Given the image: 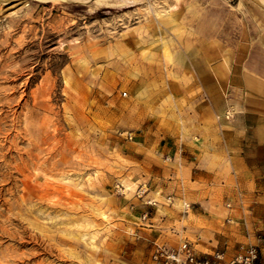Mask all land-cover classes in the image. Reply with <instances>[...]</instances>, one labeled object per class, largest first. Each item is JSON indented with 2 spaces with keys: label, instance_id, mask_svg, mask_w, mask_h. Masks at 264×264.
<instances>
[{
  "label": "rangeland",
  "instance_id": "374dc122",
  "mask_svg": "<svg viewBox=\"0 0 264 264\" xmlns=\"http://www.w3.org/2000/svg\"><path fill=\"white\" fill-rule=\"evenodd\" d=\"M206 63L223 100L208 98ZM249 76L264 79L255 0L0 2V264H120L140 208L163 201L126 143L142 130L201 136L205 106L218 109L210 124H229Z\"/></svg>",
  "mask_w": 264,
  "mask_h": 264
},
{
  "label": "crops",
  "instance_id": "0c3cea01",
  "mask_svg": "<svg viewBox=\"0 0 264 264\" xmlns=\"http://www.w3.org/2000/svg\"><path fill=\"white\" fill-rule=\"evenodd\" d=\"M200 67L208 98L223 100L214 72L207 63ZM244 81L253 95L229 124H210L218 109L205 106L201 115L207 123L199 128L205 132L201 136L187 141L175 135L153 139V133L142 130L134 134L135 141L126 143L130 158L141 165L144 178L159 189L163 201L140 208L147 218H138L126 235L115 254L120 264H156L152 253L157 244L177 248L184 240L194 243L200 254L223 252L225 263L240 246L258 245L255 229L263 209L264 176L254 154L245 148H254L255 142L264 146V79L249 76ZM250 136L252 143L246 145ZM152 194L150 190L147 197ZM261 252L264 255V246Z\"/></svg>",
  "mask_w": 264,
  "mask_h": 264
},
{
  "label": "built area",
  "instance_id": "2783aa9c",
  "mask_svg": "<svg viewBox=\"0 0 264 264\" xmlns=\"http://www.w3.org/2000/svg\"><path fill=\"white\" fill-rule=\"evenodd\" d=\"M127 138L133 139V134H128ZM172 202V197L168 198ZM148 205H156V201H149ZM188 209L189 206H186ZM147 218V214L143 215ZM258 245H242L238 252L225 263V254L221 251L213 253H198L194 243L184 240L177 248H169L165 245L157 244L152 253V260L156 264H261L259 261Z\"/></svg>",
  "mask_w": 264,
  "mask_h": 264
},
{
  "label": "bare ground",
  "instance_id": "6f19581e",
  "mask_svg": "<svg viewBox=\"0 0 264 264\" xmlns=\"http://www.w3.org/2000/svg\"><path fill=\"white\" fill-rule=\"evenodd\" d=\"M6 1H8V0H0V2H6ZM23 1H26V0H23ZM35 1H38V2H41V3H55L56 4V3H72V2L89 3V2H91L93 0H35ZM108 1L109 0H94V2H97V3H106ZM255 1H257L258 3H261L262 5H264V0H255Z\"/></svg>",
  "mask_w": 264,
  "mask_h": 264
}]
</instances>
